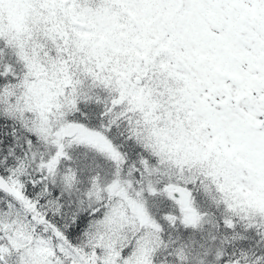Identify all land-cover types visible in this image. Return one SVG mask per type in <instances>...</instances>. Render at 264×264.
<instances>
[{
  "label": "snow or ice",
  "instance_id": "6c2138e0",
  "mask_svg": "<svg viewBox=\"0 0 264 264\" xmlns=\"http://www.w3.org/2000/svg\"><path fill=\"white\" fill-rule=\"evenodd\" d=\"M0 264H264V0H0Z\"/></svg>",
  "mask_w": 264,
  "mask_h": 264
}]
</instances>
